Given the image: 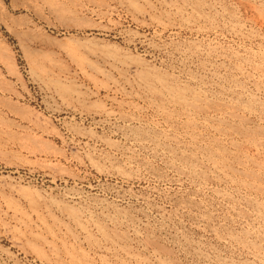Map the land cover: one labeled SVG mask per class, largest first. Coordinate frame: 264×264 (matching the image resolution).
Wrapping results in <instances>:
<instances>
[{"label":"rangeland","instance_id":"374dc122","mask_svg":"<svg viewBox=\"0 0 264 264\" xmlns=\"http://www.w3.org/2000/svg\"><path fill=\"white\" fill-rule=\"evenodd\" d=\"M263 10L0 0V264H264Z\"/></svg>","mask_w":264,"mask_h":264},{"label":"bare ground","instance_id":"6f19581e","mask_svg":"<svg viewBox=\"0 0 264 264\" xmlns=\"http://www.w3.org/2000/svg\"><path fill=\"white\" fill-rule=\"evenodd\" d=\"M49 6H51V9H52L54 12H56L57 14H60V13L62 12V10H63V9L61 10L60 7H58L57 5L55 6V5H52V4H51V5H49ZM252 9H253V8H252ZM255 9H256V8H255ZM255 9H254V12H256ZM256 10H257V9H256ZM263 11H264V10H263ZM257 12L260 13L259 11H257ZM245 13H246V12H245ZM263 14H264V13H263ZM263 14H259V16H260V15H263ZM259 16H256V17H258V18L261 17V18L263 19V22H264V16H260V17H259ZM231 19H232V18H231ZM258 21H259V20H258ZM258 21H257V22H258ZM263 22H262V23H263ZM230 24H231V23H230ZM259 24H260V22H259ZM209 25H210V24H209ZM234 26H235V25H234ZM234 26H233V27H234ZM236 27H237V25L235 26V28H236ZM230 28H231V27H230ZM238 28H239V27H238ZM241 28H243V27H241ZM231 30H232V29H231ZM235 30H237V29H235ZM235 30H234V32H235ZM238 31H239V30H238ZM240 32H241V31H240ZM240 32H239V33H240ZM237 34H238V33H237ZM252 36H253V35H252ZM261 55H262V54H261ZM235 57H236V56H235ZM260 57H261V56H260ZM260 57H259V58H260ZM263 59H264V57H263ZM259 66H262V65H259ZM257 68H258V67H257ZM258 69H259V68H258ZM260 70H261V69H260ZM262 71H263V70H262ZM255 73H257V72H255ZM261 73H264V72H261ZM149 74H150V73H149ZM141 76H142V79H145V80L147 79V76H146V75H141ZM158 77H159V76H158ZM158 77H157V78H158ZM258 77H259V76H258ZM152 78H153V77H152ZM159 78H161V77H159ZM165 78H166V77H165ZM153 79H154V78H153ZM155 80H156V79H155ZM162 80H163V79H162ZM162 80H161V81H162ZM142 82H143V81H142ZM147 82H148V81H147ZM149 82H150V81H149ZM149 82H148V83H149ZM166 82H167V81H166ZM168 82H170V81H168ZM261 82H262V81H261ZM260 84H261V83H260ZM263 84H264V82H263ZM145 85H146V84H145ZM148 85H149V84H148ZM236 85H237V84H236ZM151 86H152V85H151ZM152 87H153V86H152ZM259 87H260V86H259ZM154 88H155V87H154ZM154 88H153V89H154ZM158 88H159V87H158ZM162 88H163V87H162ZM171 88H172V87H171ZM177 88H178V87H177ZM155 89H156V88H155ZM164 89H166V88H164ZM164 89H163V90H164ZM175 89H176V88H175ZM184 89H185V88H184ZM166 90H167V89H166ZM179 90H181V89H179ZM263 90H264V89H263ZM185 91H186V89H185ZM174 93H175V92H174ZM174 93H172V94H174ZM181 93H183V91H182ZM190 93H191V92H190ZM159 95H160V94H159ZM186 95H187V94H186ZM193 95H194V94H193ZM197 95H198V93H197ZM165 96H166V95H165ZM198 96H199V95H198ZM198 96L193 97L192 100H191V102L188 101L189 103H188V102L186 103V98L184 97V95L178 94V95L175 96V97H176L179 101H181L182 103L185 101L186 105H187L188 107H190V108L192 109V111H194V112H201L202 110H206V109H207V110H219V111H221V112L223 111L221 108H219V107H217V106L215 105V101H212V100L210 99V101H212V102H214V103H209L208 100H207L208 103H205V101H203V99L201 98V96H199V97H198ZM170 97H171V96H170ZM204 97H205V96H204ZM172 99H174V98H172ZM205 99H208V98L205 97ZM174 101H175V100H174ZM234 102H235V101H234ZM245 102H246V101H245ZM255 102H256V101H255ZM255 102H254V104H257V103H255ZM175 103H176V101H175ZM219 103H221V102H219ZM219 103H218V104H219ZM252 103H253V102H252ZM218 104H217V105H218ZM238 104H239V103H238ZM241 104H242V103H241ZM241 104H240V105H241ZM250 104H251V103H249V105H250ZM254 104H253V105H254ZM177 105H179V104H177ZM183 105H184V104H183ZM224 105H225V104H224ZM240 105H239V106H240ZM246 105H247V104H246ZM251 105H252V104H251ZM257 105H259V104H257ZM6 106H7V105H6ZM8 106H9V105H8ZM218 106H220V105H218ZM229 106H230V105H229ZM231 106L233 107V106H235V105H231ZM247 106H248V105H247ZM180 107H181V106H180ZM224 107H225V106H224ZM226 107H227V106H226ZM254 107H255V106H254ZM256 107H257V106H256ZM228 108H229V107H228ZM233 108H234V107H233ZM233 108L231 109V111L233 110ZM261 108H262V107H261ZM235 109H236V108H234L233 111H235ZM240 109H241V108H240ZM240 109H239V110H240ZM245 109H246V108H245ZM250 109H251V108H250ZM250 109H249V111H250ZM161 110H163V109H161ZM188 110H189V109H188ZM225 110H226V109H225ZM236 110H237V109H236ZM247 110H248V109H247ZM254 110H255V109H254ZM256 110H258V108H257ZM15 111H16V110H15ZM189 111H190V110H189ZM219 111H218V112H219ZM233 111H232V113H233ZM243 111H244V110H243ZM251 111H252V109H251ZM251 111H250V112H251ZM263 111H264V110H263ZM194 112H191V113L193 114ZM208 112H209V111H208ZM208 112H206V113H208ZM226 112H227V111H226ZM228 112H230V111H228ZM236 112H237V111H236ZM238 112H239V111H238ZM252 112H253V111H252ZM258 112H259V111H258ZM219 113H220V112H219ZM232 113H230V114H232ZM234 113H235V112H234ZM254 113H255V112H254ZM254 113H253V114H254ZM196 114H197V113H196ZM207 115H208V114H207ZM212 115H213V113H212ZM220 115H221V114H220ZM228 115H229V114H228ZM228 115H227V116H228ZM260 115H261V114H260ZM215 116H216V115H215ZM233 116L236 117L237 115L235 116V115L233 114ZM239 116H240V115H239ZM262 116H263V114H262ZM190 117H191V116H190ZM217 117H218V116H217ZM222 117H223V115H222ZM224 117H225V116H224ZM241 117H242V116H241ZM241 117L238 118V120L241 119ZM259 117H260V116H259ZM247 118H248V116H247ZM193 119H194V118H193ZM214 119H215V118H214ZM216 119H217V118H216ZM216 119H215V120H216ZM232 119H233V117H232ZM235 119H237V117H236ZM242 119H243V118H242ZM245 119H246V118H245ZM249 119H251V118H249ZM189 120H190V119H189ZM219 120H221V119H217V121H219ZM227 120H228V119H227ZM191 121H192V120H191ZM212 121H213V119H212ZM221 121H222V120H221ZM239 121H240V120H239ZM239 121H238V122H239ZM248 121H250V120H248ZM251 121H252V120H251ZM251 121H250V122H251ZM253 121H254V120H253ZM195 122H196V121H195ZM223 122H225V121H223ZM240 122H241V121H240ZM244 122H246V121H244ZM196 123H197V122H196ZM219 123H221V122H219ZM246 123H247V122H246ZM261 123H262V122H261ZM263 123H264V121H263ZM221 124H222V123H221ZM230 124H231V123H230ZM232 124H233V123H232ZM232 124H231V125H232ZM241 124H242V123H241ZM249 124H250V123H249ZM195 125H197V124H195ZM213 125H214V124H213ZM224 125H225V124H224ZM228 125H229V124H228ZM236 125H237V124H236ZM246 125H247V124H246ZM191 126H192V125H191ZM219 126H220V125H219ZM237 126H238V125H237ZM239 126H240V125H239ZM252 126H253V125H252ZM241 127H242V126H241ZM248 127H250V126H248ZM248 127H247V128H248ZM258 127H259V126H258ZM258 127H257V128H258ZM245 128H246V127H245ZM255 128H256V127H255ZM262 128H264V127H262ZM262 128H261V132H262V130H264V129H262ZM215 129H216V127H215ZM231 129H233V131L237 132L238 134H241L242 137H243V135L246 136V135L248 134L247 129H244V128H234V127H232ZM248 129H249V128H248ZM216 130L218 131V130H220V129H216ZM225 130H226V129H225ZM225 130H224L223 132H225ZM249 130H250V132H251V129H249ZM233 131H231V132H233ZM252 131H253V130H252ZM256 131H257V130H256ZM221 132H222V130H221ZM223 132H222V133H223ZM226 132L228 133L229 131L226 130ZM257 132H258V131H257ZM217 133H218V132H217ZM237 133H235V134L237 135ZM254 133H256V132L254 131ZM254 133L252 134V139H253V136H254V138L257 136V135L255 136ZM229 134H230V132H229ZM250 134H251V133H250ZM258 134H259V133H258ZM261 135H263V133H262ZM238 136H240V135H238ZM249 136H250V135H249ZM259 136H260V135H259ZM156 137H157V136H156ZM163 137H164V136H163ZM262 137H263V136H262ZM262 137H261V138H262ZM167 138H168V137H167ZM169 138H170V137H169ZM257 138H258V137H257ZM161 139H162V138H161ZM161 139H160V140H161ZM163 139H164V138H163ZM258 139L260 140V137H259ZM258 139H257V140H258ZM253 140H254V139H253ZM257 140H256V142H257ZM158 141H159V140H158ZM164 141H165V140H164ZM250 141H251V140H250ZM251 142H252V141H251ZM253 142H254V144L256 143L255 141H253ZM253 142H252L251 144H253ZM259 142H260V141H259ZM259 142H258V143H259ZM131 144H132V143H131ZM254 144H253V145H254ZM116 145H117V144H116ZM261 145L264 146V140L261 141ZM255 146H257V143H256ZM255 146H254V147H255ZM258 146H259V145H258ZM262 146H261V148H262ZM219 147H220V146H219ZM210 148H211V147H210ZM210 148H209V149H210ZM214 149H215V148H214ZM216 149H217V148H216ZM220 149H221V148H220ZM257 149H258V147H257ZM258 151H259V149H258ZM260 152H261V151H260ZM262 152H263V151H262ZM220 153H221V152H220ZM225 154H226V153H225ZM223 155H224V154H223ZM223 155H222V157H223ZM218 156H219V155H218ZM253 157H254V156H253ZM217 158H218V157H217ZM219 158H220V157H219ZM182 159H183V158H182ZM211 159H212V158H211ZM240 159H241V158H240ZM253 159H254V158H253ZM216 160H217V159H216ZM221 160H222V159H221ZM224 160H225V159H224V157H223L222 162H223ZM248 160H249V159H248ZM248 160H247V161H248ZM214 161H215V160H214ZM220 162H221V161H220ZM214 163H215V162H214ZM214 163H213V161H212V166H213ZM224 163H225V162H224ZM238 163H239V162H238ZM221 164H222V163H221ZM226 164H227V163H226ZM252 164H253V163H252ZM215 165H216V164H214V166H215ZM258 165H259V164H258ZM263 165H264V164H263ZM193 166H194V165H193ZM218 166H219V165H218ZM222 166H223V164H222ZM222 166H221V167H222ZM244 166H245V165H244ZM224 167H226V166L224 165L223 168H224ZM263 167H264V166H263ZM228 168H231V167L228 166ZM260 168H262V167H260ZM117 169H118V168H117ZM231 169H232V168H231ZM233 169H234V168H233ZM233 169H232V170H233ZM254 169H255V168H254ZM213 170H214V169H213ZM216 170H217V169H216ZM221 170H222V169H221ZM232 170H231V171H232ZM257 170H258V169H257ZM259 170H260V169H259ZM222 171H223V170H222ZM227 171H228V170H227ZM228 172H229V171H228ZM259 172H260V171H259ZM259 172H258V173H259ZM226 173H227V172H226ZM232 173H233V172H232ZM238 173H239V172H237V174H238ZM252 173H253V172H252ZM258 173H257V174H258ZM234 174H235V173H234ZM241 174H242V173H241ZM257 174H255V175H257ZM261 174H262V173H261ZM217 175H218V174H217ZM235 175H236V174H235ZM235 175H234V176H235ZM238 175H239V174H238ZM242 175H244V174H242ZM246 175H247V176H246ZM246 175H245V177H248V174H247V173H246ZM253 175H254V173H253ZM240 176H241V175H240ZM259 176H260V175H259ZM227 177H228V175H227ZM249 177L252 178L251 176H249ZM249 177H248V178H249ZM257 177H258V176H257ZM257 177L252 178V180L255 181L256 179H258ZM228 178H229V177H228ZM230 178H231V176H230ZM235 178H236V177H235ZM235 178H234V179H235ZM243 178H244V177H243ZM248 178H247V179H248ZM250 178H249V179H250ZM259 178H260V177H259ZM249 179H248V180H249ZM258 180H259V179H258ZM242 181H243V180H242ZM242 181H240V182H242ZM256 181H257V180H256ZM256 181H255V182H256ZM231 182H232V181H231ZM237 182H238V181H237ZM243 182H245V181H243ZM243 182H242L241 184H243ZM247 184H248V183H247ZM247 184H246V185H247ZM251 184L253 185L254 183L252 182ZM259 184H260V183H259ZM257 187H258V185H257ZM257 187H256V188H257ZM259 187H260V186H259ZM259 187H258V191H259ZM256 188H255V189H256ZM255 189H254V190H255ZM260 189H262V188H260ZM250 190H251V189H250ZM262 190H263V189H262ZM261 193H262V192H261ZM257 206H258V205H257ZM256 209H257V208H256ZM72 212H73V211H72ZM242 212H243V211H242ZM263 213H264V212H263ZM73 214H75V213H73ZM72 218H73V219H76V218H78V217H77V215H76V217H72ZM77 222H78V221H77ZM77 222H76V223H77ZM262 226H263V225H262ZM104 231H105V230H104ZM104 231H103V232H104ZM103 232H102V233H103ZM102 235H104V234H102ZM114 235H115V234H114ZM117 238H118V237H117ZM107 240H108V239H107ZM146 240H147V239H146ZM261 244H262V243H261ZM256 246H257V245H256ZM256 250H257V249H256ZM170 251H171V250H170ZM262 251H263V250H262ZM259 257H260V256H259ZM170 262H171V261H170Z\"/></svg>","mask_w":264,"mask_h":264}]
</instances>
